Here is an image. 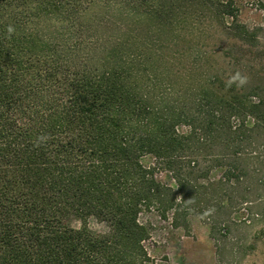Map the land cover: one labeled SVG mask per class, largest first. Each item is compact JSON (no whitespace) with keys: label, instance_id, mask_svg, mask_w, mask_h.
<instances>
[{"label":"trees","instance_id":"16d2710c","mask_svg":"<svg viewBox=\"0 0 264 264\" xmlns=\"http://www.w3.org/2000/svg\"><path fill=\"white\" fill-rule=\"evenodd\" d=\"M96 2L127 21L99 54L81 47ZM195 2L236 42L251 35L235 0H0V264H147L140 213L175 207L156 164L178 174L182 155L195 169L207 155L203 176L246 174L244 146L264 136L263 88H229L213 74L187 100L148 73L165 61L171 70L164 41L131 47V22L174 35L195 23ZM93 218L106 229H92Z\"/></svg>","mask_w":264,"mask_h":264},{"label":"rangeland","instance_id":"374dc122","mask_svg":"<svg viewBox=\"0 0 264 264\" xmlns=\"http://www.w3.org/2000/svg\"><path fill=\"white\" fill-rule=\"evenodd\" d=\"M235 5L240 21L251 34L243 41L236 42L214 12L208 7L203 10L195 2V23L187 19L174 35L153 32L147 22H131V47L140 52L142 41L152 48L164 41L165 59L171 60V70L165 61L159 63L158 70L148 73L158 74L157 82L165 91H171L172 84L187 100L206 77L219 74L229 80L237 71L249 78L246 86L259 85L264 95V0H235ZM125 21L118 9L94 3L83 19L81 47L99 54L120 35ZM159 36L163 39L159 40ZM93 63L98 60L93 59ZM179 129L189 128L182 125ZM254 137L252 144L244 146L246 156L239 165L246 174L239 179H225L216 168L203 176L211 164L207 155L200 158L196 169L190 162L194 155H182L178 174L164 164H156L158 179L172 187L175 207L165 216L157 206L146 207L140 213V221L150 231L144 242L150 256L147 264H264V136ZM232 159L224 161L229 164ZM144 163L151 166L155 160L146 156ZM178 197L182 198L179 202ZM190 199L194 203H188ZM209 209L214 211L201 219ZM89 225L97 231L106 229L94 218Z\"/></svg>","mask_w":264,"mask_h":264},{"label":"clouds","instance_id":"9594fccd","mask_svg":"<svg viewBox=\"0 0 264 264\" xmlns=\"http://www.w3.org/2000/svg\"><path fill=\"white\" fill-rule=\"evenodd\" d=\"M9 32H12L13 29L11 27H9L8 29ZM249 82V78L246 75H243L242 73H240L239 71H237L234 75H232L229 80L226 82V86L227 87H232L233 84L236 85V87L239 89L245 85H247ZM182 198L178 197L177 198V202H179ZM188 203H194L193 200H189ZM214 211V209H209L207 210L203 216H201L200 218L203 219L206 216L211 215V213Z\"/></svg>","mask_w":264,"mask_h":264}]
</instances>
